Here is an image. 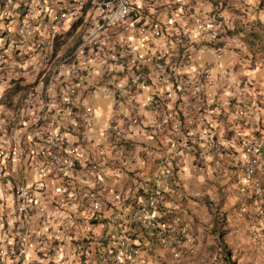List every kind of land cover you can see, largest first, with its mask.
Masks as SVG:
<instances>
[{
	"label": "built area",
	"instance_id": "2783aa9c",
	"mask_svg": "<svg viewBox=\"0 0 264 264\" xmlns=\"http://www.w3.org/2000/svg\"><path fill=\"white\" fill-rule=\"evenodd\" d=\"M189 3V0H0L3 37L0 101L15 83L25 88L17 115L0 120V183L9 179L14 193L13 199L8 198V205L7 198L0 194V264H32L36 238L24 229L18 241L7 242L2 209L14 208L15 215L27 223L31 201L46 194L49 181L56 182L54 192L63 195L61 200L49 195L58 209L74 203L91 215L102 211L99 197L102 178L98 168L114 164L118 156L125 154L127 127L134 121L127 116L113 122L111 119L100 133L104 146H86L91 140L84 129L89 127L92 111L82 99L107 93L108 82L85 87L82 78L91 69L109 71L126 64L132 79L122 86L129 95L125 103L137 93V85L152 87L148 107L156 116L148 131L168 150L154 161L141 192L123 201L128 220L118 217L119 223L113 222L105 237L106 244L97 243L94 251L89 242H80L78 248L86 254L88 264H146L139 244L135 243L138 236L171 251L184 245L188 254L194 253L193 239L187 235L179 214L185 197L176 185V175L184 157L173 139L180 127H185L183 123L188 117L217 108L205 88L212 78L211 71L207 67L190 68L186 45L191 43L193 31L214 42L222 27L200 18L185 23L177 30L175 52L155 50L142 54L132 49L129 42L112 39L117 35L114 31L125 29L144 15L140 32L148 29L153 38H162L166 30L159 19L161 9L167 8L166 13L171 11L183 17ZM73 28L81 29L80 40L67 48ZM149 66L152 71L145 70ZM220 75L235 82L229 73ZM82 89L83 94L79 95ZM171 94L174 100L170 107ZM255 97L253 106L249 99H231L224 117V135L240 147L242 160H231L221 143L206 131L204 146L191 143V165L195 172L210 165L222 176L233 169L240 197L236 213L245 220V235L264 249V92ZM250 109L261 115L251 120ZM164 183H171L177 190V207H166V193L161 187ZM113 198L119 200L117 195ZM15 215L8 219L10 224L16 222Z\"/></svg>",
	"mask_w": 264,
	"mask_h": 264
},
{
	"label": "crops",
	"instance_id": "0c3cea01",
	"mask_svg": "<svg viewBox=\"0 0 264 264\" xmlns=\"http://www.w3.org/2000/svg\"><path fill=\"white\" fill-rule=\"evenodd\" d=\"M166 11L167 8L163 7L160 11L161 16L159 15L166 30L164 37L152 38L148 29L140 32L144 23L141 21L146 19L144 15L125 29L114 31L117 35H114L112 39L116 42L123 40L129 42L132 44V49L142 54L155 50L175 52L174 42L178 35L177 30L185 23L199 17L208 22L214 14L216 15L214 17L223 24L225 30L217 44L220 51L217 49L216 52L213 45L205 44L207 39L195 32H192L191 36L193 43L188 44L186 49L191 69L203 67L210 69L212 78L205 88L207 93L213 97L217 108L201 115L188 117L183 123L185 127H180L179 133L175 134V139H173L175 147L181 150L184 157L183 166L176 175V185L186 198L185 203L180 206L179 214L186 226L187 234L194 240V246L195 244L198 246L205 230L202 222H208L210 218L205 205L206 201L216 203L215 206L219 207V210L230 215L231 232H236L237 236L240 233L238 226L243 224L241 221L231 219L233 215L228 210L232 200H239L233 171L228 172L229 177L227 178L220 177L219 173L213 174L216 171L210 165L200 172H195L191 165L192 144L204 146L203 133L209 131L230 153L231 160H242L240 147L233 142V139H227L228 136L224 135V117L228 114L227 104L231 99H249L253 106L257 101L255 95L264 92V2L259 0H190L183 17L171 11L166 13ZM145 70L152 71V67H146ZM222 72L233 75L235 82L224 79L220 75ZM99 73H104L100 80L108 82L110 89L108 95L112 99L116 96L114 116H127L134 121L127 127L126 146L128 150L124 155L118 156L114 164L109 163L98 168V173L102 178L99 197L103 209L97 215L83 211L74 203L58 209L49 200L50 194H53L56 200L63 199L61 193L54 192L55 186L58 185L54 181H49L46 194L37 195L31 201L30 218L27 223L15 215L14 208L2 209L5 223L3 235L7 242L18 241L24 227L36 237L38 243L32 252V264H52L56 260H59L60 264H88L86 254L78 248V244L88 239L94 242L90 243L91 246L95 247L96 242L104 245L106 234L110 231L113 222L119 223L118 217L121 220H128L127 206L126 203L123 204V201L141 192V188L146 186L144 181L150 177L154 161L165 150H168L167 147H161L157 136L148 131L156 116L148 107V95L152 87L137 85L135 90L137 95H133L132 100L125 103L129 95L122 90V86L132 79L129 66L119 65L112 70L99 71ZM113 94H115L114 97H112ZM173 100L171 94L170 107L173 105ZM248 115L251 120H256L255 117L261 114L258 112L256 114L254 109H250ZM89 134L95 143H104L96 127H93ZM207 163L208 161L205 164ZM161 187L166 193V207H177L175 199L177 190L171 183H164ZM114 195H117L119 200L114 199ZM14 215L16 222L10 224L8 219ZM135 243L139 244L144 259H146V251L151 248H162L159 251L161 254L165 253L166 256L169 254L168 260L176 259L179 255V249L176 247L174 251L167 250L157 243H147L139 236ZM180 247L184 249V245ZM240 247H245V244H240Z\"/></svg>",
	"mask_w": 264,
	"mask_h": 264
},
{
	"label": "rangeland",
	"instance_id": "374dc122",
	"mask_svg": "<svg viewBox=\"0 0 264 264\" xmlns=\"http://www.w3.org/2000/svg\"><path fill=\"white\" fill-rule=\"evenodd\" d=\"M2 40L3 37L0 35V43ZM74 42H77L75 33L68 43ZM95 74L97 73L89 72L82 78V82L85 83L86 87L91 84ZM98 76L101 79L102 74H98ZM111 101L112 98L108 94L97 93L93 94L87 101L92 110L93 124L99 130L107 128L109 124V119L113 113ZM12 107L13 105L8 108L11 109ZM235 203V199L232 200L231 207L228 210L232 212L233 217L231 219L241 221L240 217L236 215ZM215 204L212 201L205 202L210 218L208 222H202L205 230L202 233L199 245L196 246L195 244L193 254H188L182 247L176 246L179 249L178 258L168 260L167 257L170 255L161 254L159 250L162 248H151L146 251V259L144 260L148 264H223L222 256L225 255L229 258L230 264H252L255 261L261 264L264 249L246 237L244 229L242 231L243 224L238 226L240 232L238 236L236 232H231L230 215L228 216L226 212L219 210V207H216ZM213 217L218 221L215 229L213 228ZM235 236L237 237L235 238ZM240 244H245V247H240Z\"/></svg>",
	"mask_w": 264,
	"mask_h": 264
},
{
	"label": "clouds",
	"instance_id": "9594fccd",
	"mask_svg": "<svg viewBox=\"0 0 264 264\" xmlns=\"http://www.w3.org/2000/svg\"><path fill=\"white\" fill-rule=\"evenodd\" d=\"M189 2H190V0H189ZM214 16H216V15H214V14H212V16H211V19H210V21H206L205 19H203V18H200V19H202L203 20V22H206V23H210V24H212V23H220V25H221V32L217 35V39H216V41H211V40H208L207 39V41H206V43L205 44H209V45H213L214 47H215V49H216V52H217V49H218V46H217V44L219 43V38H220V36L224 33V27H223V24L221 23V21L219 20V19H216V17H214ZM208 20V19H207ZM141 22H143V21H141ZM255 26V25H254ZM193 32H195V31H193ZM74 33L76 34V36H77V42L75 43H68L67 44V48H69V47H71V46H75V45H77L78 43H79V40H80V36H81V33H82V31H81V29H77V28H73V31L72 32H70V39H72L73 38V35H74ZM196 33V32H195ZM150 36L152 37V35L150 34ZM208 36V35H207ZM153 38V37H152ZM70 39L68 40V42L70 41ZM213 42V43H212ZM191 43H193L192 41H191ZM186 47H187V45H186ZM219 50V49H218ZM220 51V50H219ZM219 53H217V55H218ZM99 71H101V70H96L95 71V69H91L90 71H88L87 73H89V72H95V73H97V74H95L94 75V77L92 78V80H91V84H89L88 86H92V85H95V84H99L101 81H104V80H100V78H99V76H98V72ZM105 72L107 71V70H104ZM86 73V74H87ZM100 74V73H99ZM104 74V73H103ZM102 74V75H103ZM101 79H102V77H101ZM85 84V83H84ZM14 85H17L20 89H21V95H20V97H19V100H18V102L16 101V100H14L13 102H12V104L11 105H13V107L11 108V109H9L8 107H10L11 105H7L6 104V101H7V98L9 97V95L11 94V92L13 91L12 90V88L14 87ZM11 88H10V91H8L7 92V94L5 95V99H3L2 101H0V120H7V119H11L12 117H15L16 115H17V109L19 108V106H20V104H21V102H22V99H23V96H24V90H25V88L24 87H20L19 86V84L18 83H15ZM85 87H86V85H85ZM108 88V87H107ZM110 92V89L108 88V92L107 93H105V94H108ZM82 95L83 94V89L82 90H80L79 91V95ZM134 95H137V93L136 94H134ZM115 96V94H113L112 95V97H114ZM116 97V96H115ZM114 97V98H115ZM114 98L112 99V101H111V103L112 102H114V106L112 107V110H114L115 109V100H114ZM89 99V98H88ZM88 99H85V98H83L82 99V101H83V103H86L87 105H88V103H87V101H88ZM89 106V105H88ZM90 107V106H89ZM91 109V108H90ZM92 111V110H91ZM118 117H115L114 116V114L112 113V115H111V117H110V119H109V124H110V122H111V119H112V122L113 121H115L116 119H117ZM108 124V125H109ZM93 127H95L94 126V124H93V121H92V118H91V121H90V124H89V127H86V129H84L85 130V132H87V136H88V138L91 140V143H88L86 146H91V145H93V144H95V146L96 147H98V145H102V146H104V144H105V141H104V143L103 144H101V143H95V141H93V139L90 137V132H91V130H92V128ZM108 127V126H107ZM98 130V134H99V136H100V133H101V131H103L104 129H101V130H99V129H97ZM101 137V136H100ZM102 138V137H101ZM228 138V137H227ZM229 139V138H228ZM226 153H228V154H230L228 151H226ZM234 154H236L235 152H233ZM202 170H204V168L202 169ZM201 170V171H202ZM210 171H211V168L209 169ZM230 170H232L233 171V169H228V172L230 171ZM200 172V171H199ZM213 172V171H212ZM228 172H226L227 174H226V176L225 175H223V176H225L226 178L227 177H229L228 176ZM216 174L217 172H213V174ZM220 175V174H219ZM222 175H220V177H221ZM9 179H7V178H4V179H2L1 180V183H0V194L1 195H3L4 197H6L7 198V203H6V205H8L9 203H10V201L8 200V198L9 199H13V197H14V193H13V188H12V184L10 183V182H7ZM77 181H79V182H81V179H79V178H77ZM79 184V183H78ZM83 183L81 182V184L80 185H82ZM101 187H102V184H101ZM102 189V188H101ZM101 191V190H100ZM184 194V193H183ZM236 194H237V192H236ZM185 197V196H184ZM238 198H239V200H240V197L238 196ZM185 200H186V198L184 199V201H183V204L185 203ZM239 200H237L236 199V203H235V206H234V208H235V211H236V206H237V203L239 202ZM124 204V203H123ZM236 215L238 216V217H240L237 213H236ZM181 216V215H180ZM182 219V218H181ZM240 219H241V221L243 222V225L245 224V220H244V218H242V217H240ZM183 222V221H182ZM24 229L25 230H27L26 229V227H24L23 228V230H22V232L24 231ZM243 229H244V226H243ZM21 232V233H22ZM20 233V234H21ZM29 233V232H28ZM187 233V232H186ZM245 233V232H244ZM32 235V234H31ZM188 235V234H187ZM34 236V235H33ZM189 236V235H188ZM35 237V236H34ZM191 237V236H190ZM247 237V236H246ZM36 238V237H35ZM141 239H143V237H140ZM192 238V237H191ZM248 238V237H247ZM106 239V238H105ZM193 239V238H192ZM249 239V238H248ZM36 241H37V239H36ZM251 241V240H250ZM81 242H84V243H87V242H89V243H94L93 241H91V240H88V239H84V241H81ZM37 243H38V241L36 242V245H37ZM97 243L98 242H96V244H95V247H94V245H93V250L95 251L96 249H97ZM150 243H153V242H150ZM105 244H106V242H105ZM104 244V245H105ZM193 244H194V240H193ZM35 245V246H36ZM100 245H102V244H100ZM104 245H102V246H104ZM35 246H33V248H32V252H33V249H34V247ZM180 246V245H179ZM167 250H170V249H167ZM184 251L186 252V247H184ZM93 256H96V254H95V252H94V255ZM31 257H32V254H31ZM145 262H146V260H145ZM147 264V263H146Z\"/></svg>",
	"mask_w": 264,
	"mask_h": 264
},
{
	"label": "trees",
	"instance_id": "16d2710c",
	"mask_svg": "<svg viewBox=\"0 0 264 264\" xmlns=\"http://www.w3.org/2000/svg\"><path fill=\"white\" fill-rule=\"evenodd\" d=\"M72 31H73V29H72ZM12 90L13 91L11 92V94L9 95V97L7 98V101H6V104L7 105H11L14 100H16L18 102L19 97L21 95V89L17 85H14V87L12 88ZM212 222L214 224L213 225V228L215 229V225L218 223V221H217V219H215L213 217L212 218ZM222 260H223V264H230L229 258L226 257L225 255L222 256Z\"/></svg>",
	"mask_w": 264,
	"mask_h": 264
}]
</instances>
